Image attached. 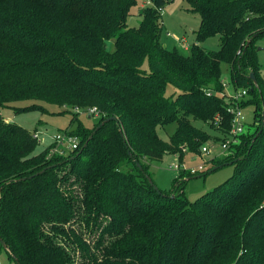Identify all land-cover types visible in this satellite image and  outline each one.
Wrapping results in <instances>:
<instances>
[{
    "label": "trees",
    "instance_id": "1",
    "mask_svg": "<svg viewBox=\"0 0 264 264\" xmlns=\"http://www.w3.org/2000/svg\"><path fill=\"white\" fill-rule=\"evenodd\" d=\"M149 1L130 26L139 0H0V107H62L79 139L69 152L51 143L36 153L38 137L0 111V237L9 250L0 248L16 264H264V0H186L200 16L188 54L161 40L172 0ZM214 36L218 48H206ZM225 66L230 85L247 90L241 106H254L239 142L209 160L232 161L233 174L194 201L183 177L213 168L182 171L159 193L147 177L156 184L153 161L178 153L180 164L187 155L202 162L204 145L232 137ZM78 108L98 109L93 127ZM171 123L164 139L159 129Z\"/></svg>",
    "mask_w": 264,
    "mask_h": 264
},
{
    "label": "rangeland",
    "instance_id": "2",
    "mask_svg": "<svg viewBox=\"0 0 264 264\" xmlns=\"http://www.w3.org/2000/svg\"><path fill=\"white\" fill-rule=\"evenodd\" d=\"M144 1L147 0H139V5ZM141 10L142 9L139 8V6L132 9V14L128 20V24L130 26L137 25V20H141ZM161 21L163 27L161 36L162 42L169 49H174L175 47H177L181 52L188 54L189 51L185 50L184 47L181 46L183 45V43H186L188 45H186L185 47H191L192 44H194V42L196 41V30L200 26L199 14L188 10V4L186 0H173L168 2L165 6L164 11L162 12ZM219 41V36H214L207 39L203 43V45L208 49H217L219 46ZM108 46L110 49H112L114 46V41H109ZM258 48L262 75L264 77V36L258 40ZM223 81L229 82V75L226 66L225 75L222 78L221 82L223 83ZM169 89L171 91L172 87H170ZM224 90L229 95L234 92V87L232 85H229L226 89V87L222 85L221 91ZM33 102L36 101L22 100L12 102L9 106L0 107V111L10 122L26 127L33 134H35L36 137H38L40 142L35 152L39 153L51 143L52 145L57 143L54 139L57 134L68 131L69 128L74 129L77 123H72L73 115L71 113H60V109H62V107L54 104L43 103L48 108L49 112H42L39 110L27 112L17 111L18 107H24ZM243 110L246 117V129H248L254 122V106L247 105L243 107ZM78 112H80L79 119H81L87 127H93L98 120L97 117L90 118V113H88V110L81 109ZM193 122L196 126L207 130L211 135H218V131L211 128L207 123L200 120H193ZM176 127V123H171L163 128H160L159 132L164 139H169L170 135L173 134ZM65 141L66 142L62 145L60 144V149L69 152V143L67 139H65ZM207 145L211 146L212 154L204 156V161H207L205 164V171L216 167L214 166V163L209 160L222 150V144L220 141L217 143L211 141V143ZM57 148V145H54V147L52 148V152L55 153L54 151H56ZM60 149H58L57 151L60 152ZM187 156L184 162L180 165L185 163L186 165L196 166L201 162L199 156ZM180 159L181 158L179 154L175 153L165 156L162 160L153 161L151 169V171L153 170L152 176L159 188L163 190H169L173 187L174 179L177 176L181 175L182 171H180V173H176V171L170 166L179 163ZM233 172L234 167L231 164H228L215 171L209 172L206 176H196L191 179H188L187 176L183 177V179L187 180L184 186L186 196L189 198V200H196L204 193L214 189L216 186L223 183L233 174ZM0 264L16 263L12 259H10L8 253L4 249L1 250L0 248Z\"/></svg>",
    "mask_w": 264,
    "mask_h": 264
},
{
    "label": "built area",
    "instance_id": "3",
    "mask_svg": "<svg viewBox=\"0 0 264 264\" xmlns=\"http://www.w3.org/2000/svg\"><path fill=\"white\" fill-rule=\"evenodd\" d=\"M173 1V0H172ZM223 86L227 87L230 85V82L223 81ZM222 94H225L227 99H230L232 101V106L230 107L231 113L234 115L233 121H232V129H231V134L232 137L222 143V150L220 151L219 154H225L227 151L230 149L232 144L238 143L239 142V137L246 131V117L244 115V110L243 107L241 106L242 100L247 96V90L241 89V90H235L232 94H227V92L221 91ZM76 111H79L81 109H75ZM87 112V111H86ZM88 113L90 115L94 114L95 116H100V112L98 111L97 108H90L88 109ZM55 141L57 142V150L60 149V144L62 145L65 143V139H67L69 146L68 149L69 151L74 150L78 147L79 145V139L77 136L71 135L68 131H65L63 133H59L54 137ZM54 152H58V151ZM61 151L59 153H65L66 151L60 149ZM212 154V148L210 145H204L202 148V155L208 156ZM206 161H203L199 163L196 166L192 165H186L185 163L180 165V163H176L171 165L170 167L176 171V173H180V171H187L192 174H196L200 171L205 170V163Z\"/></svg>",
    "mask_w": 264,
    "mask_h": 264
},
{
    "label": "water",
    "instance_id": "4",
    "mask_svg": "<svg viewBox=\"0 0 264 264\" xmlns=\"http://www.w3.org/2000/svg\"><path fill=\"white\" fill-rule=\"evenodd\" d=\"M142 12H143V10H141V13H142ZM249 42H250V41H248L247 45L249 44ZM250 77L252 78V80L254 81V83L257 84V79H256V76H255L254 72H251ZM263 116H264V113H263ZM89 117H91V116H89ZM115 119H117L115 116H111V117L106 118L104 121H102V122L100 123V125H98V126L95 128L94 132L97 131V130H98L102 125H104L106 122H108V121H110V120H115ZM94 132H93V134H94ZM92 136H93V135H92ZM130 154H131V153H130ZM131 155H132V154H131ZM231 163H232V161H231V162H227V163H225V165H228V164H231ZM137 165L141 167V165H140L139 162L137 163ZM223 166H224V165L216 166V167H214L210 172L215 171V170H217L218 168L223 167ZM199 176H200V175H199ZM147 177H148L149 181L154 185L155 189H156L159 193H161L160 188L157 186V184L154 183L153 179H152L149 175H147ZM0 213H1V211H0ZM0 243L4 246V248H6L7 250H9V249H8V246H7V244H6V242H5L1 237H0Z\"/></svg>",
    "mask_w": 264,
    "mask_h": 264
},
{
    "label": "crops",
    "instance_id": "5",
    "mask_svg": "<svg viewBox=\"0 0 264 264\" xmlns=\"http://www.w3.org/2000/svg\"><path fill=\"white\" fill-rule=\"evenodd\" d=\"M149 5H151V3H150V1L149 0H147V1H144L143 3H141L140 5H139V8H144V7H146V6H149ZM164 11V10H163ZM140 21V19L139 20H137V23ZM219 43H220V41H219ZM219 43H218V45H219ZM186 45H188V44H186V43H183V45L181 46V47H184V49L185 50H188L189 49V47H185ZM188 157V156H187ZM201 163V162H200ZM152 172H153V170H152ZM171 189V188H170Z\"/></svg>",
    "mask_w": 264,
    "mask_h": 264
}]
</instances>
